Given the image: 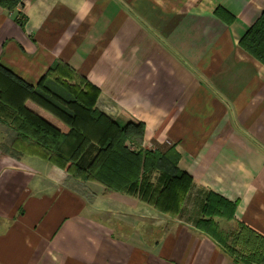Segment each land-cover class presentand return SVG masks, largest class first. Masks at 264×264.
<instances>
[{"label":"crops","instance_id":"crops-1","mask_svg":"<svg viewBox=\"0 0 264 264\" xmlns=\"http://www.w3.org/2000/svg\"><path fill=\"white\" fill-rule=\"evenodd\" d=\"M262 12L264 0H23L13 13L0 8L4 68L36 88L56 62L68 65L98 90L101 114L143 124L144 144L174 147L192 180L180 212L157 218L158 173L140 180L143 193L149 188L142 197L129 196L73 178L37 153L0 154V264H237L196 224L212 192L236 204L233 222L216 219L223 231L242 225L264 238V65L239 46ZM11 113L0 101V114ZM98 151L88 145L79 166Z\"/></svg>","mask_w":264,"mask_h":264},{"label":"trees","instance_id":"trees-1","mask_svg":"<svg viewBox=\"0 0 264 264\" xmlns=\"http://www.w3.org/2000/svg\"><path fill=\"white\" fill-rule=\"evenodd\" d=\"M23 0H0V8L13 13L22 6ZM15 21L24 26L25 17L17 14ZM240 48L264 65V12L243 35ZM66 75L82 80L95 93L86 103L80 102L79 94L68 87L58 89L49 78ZM63 76V74H62ZM63 91L74 99L65 101ZM98 90L90 88L86 79L68 65L56 62L41 79L36 88L14 76L0 64V101L14 113V129L21 141L41 149V156L50 164L65 171L71 177L104 187L107 191L133 196L147 193L141 179L158 173L163 189L156 192L154 208L165 215L176 216L191 187V177L179 169V155L174 147L165 151H142L145 126L130 122L123 126L112 121L96 109ZM46 110L61 121L66 132L41 118L27 103ZM97 144L98 154L88 168H81L79 159L88 145ZM135 146L133 150L130 146ZM140 185V186H139ZM236 204L216 193H209L202 208V217L196 229L222 246L237 264H264V238L248 228L238 225L230 233L223 231L216 219L233 222Z\"/></svg>","mask_w":264,"mask_h":264},{"label":"rangeland","instance_id":"rangeland-1","mask_svg":"<svg viewBox=\"0 0 264 264\" xmlns=\"http://www.w3.org/2000/svg\"><path fill=\"white\" fill-rule=\"evenodd\" d=\"M66 71L63 70L61 71V75H56L53 76L51 78H49L46 81L52 82L53 86H57V88L60 90L62 88L68 87V89L71 91V89L76 93V95L79 94V101L82 103H86L89 102L92 97L95 95V93L93 91H91L87 86L86 83H84L82 80L73 78V80H71V78H69L68 75H66ZM63 74V76H62ZM69 92L63 91V93L60 91V93L63 95V98L65 101H70L73 100L74 97L73 95ZM29 108H37L38 111H40L41 113H43L45 116H48V118L54 122H58L60 123V126L65 127L61 121H59L58 119H56L52 113L43 110L41 108H38L36 105L32 104L31 102L28 103ZM15 114L11 113V116L9 117V119L7 118V116L1 115L0 117L2 120L6 121L7 118V122H2L0 123V134L1 136L6 140V144L0 145V154L2 155H7L9 157H13V158H17L18 156H20L22 151L28 152V153H34V154H42V151L40 148H38L37 146H33L31 144H28L27 142L21 141L19 139V137H17V133L14 129L15 125H14V120H15ZM40 116V115H39ZM41 118H43L44 116H40ZM66 128V127H65ZM65 130V129H64ZM4 140L2 138H0V144L3 142ZM133 150L135 149V146L133 147L132 145L130 146ZM161 151H165L166 149H159ZM142 151L146 152V151H154L151 149V147L147 146L144 144H142ZM158 212V211H157ZM165 214L158 212V214L156 215L157 218L159 217H163ZM120 216H122V214H120ZM119 215H115L114 219L115 220H119ZM121 221V220H120ZM122 222V221H121ZM5 225V226H4ZM6 227V223L4 221L0 220V232L4 230V228Z\"/></svg>","mask_w":264,"mask_h":264}]
</instances>
